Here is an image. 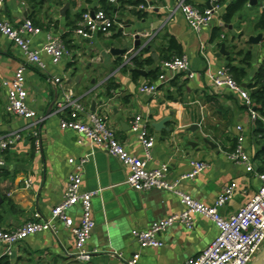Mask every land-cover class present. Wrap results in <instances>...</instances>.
<instances>
[{
    "label": "crops",
    "instance_id": "crops-1",
    "mask_svg": "<svg viewBox=\"0 0 264 264\" xmlns=\"http://www.w3.org/2000/svg\"><path fill=\"white\" fill-rule=\"evenodd\" d=\"M44 1L34 5L26 0H5L2 11V17L17 27L32 16L30 20L42 29L33 38L35 49L40 50L46 44L48 35L60 36L62 40L68 35L70 48L65 45L72 53L58 65L43 56L45 69H27L28 104L44 119L40 129L41 149L36 150L30 132H25L23 141L5 154L6 165L0 171V222L5 228H19L32 221L36 214L50 219L53 208L63 200L69 176L85 159L88 162L82 192L95 189L99 178L124 183L129 176V169L118 160L78 133L60 128L64 116L58 114L57 108L64 101V91L55 85L56 77L62 78L63 87L82 98L90 110L96 101L95 111L105 114L127 151L142 159L145 152L132 131V123L136 116L146 119L149 132L155 138L148 168L168 166V180L180 182V189L197 201L212 205L226 188L233 186V199L219 210L223 217L235 214L255 197L261 188L258 174L264 173V133L261 131L264 116L257 112L254 118L240 94L216 87L208 72L222 68L229 71L230 65L246 73L239 84L250 96L254 90L261 89L252 85L257 75L264 73V30L258 28L264 17V0H255L253 4L249 1L230 24L223 18L232 0H221L212 25L199 33L188 26L180 13L168 19L169 10L176 6L177 0H106L114 7L116 26L110 34H97L91 40L77 36L66 16L70 12L73 21L84 10L94 12L101 8L102 0H92V3L77 0L75 5L65 2L61 6L57 0ZM136 2H141L138 6L145 4L147 9L138 10ZM188 3L204 10L210 7L211 0H188ZM67 4L69 10L62 17L60 12ZM139 12L147 17L140 19ZM157 23L162 24L157 27ZM139 31H143L141 44H148L145 49L149 54L144 57H152L154 65L145 66L141 69L145 76L140 74L135 79L131 70L123 67L124 56H114L110 51L111 48L134 49L132 36ZM215 32H220V39H213ZM261 34L263 40L259 44L250 42L252 37ZM149 36L153 38L149 40ZM172 37L182 47L195 77L191 79L180 73L160 84L158 94L141 93L143 83L157 82L151 81L148 74L160 69L162 61L176 57L167 51ZM126 39L130 40L129 44L125 43ZM222 44L227 55L218 57ZM22 64V52L0 33V136L27 126V121L6 113L7 92L1 86L14 78ZM167 117L172 120L161 132L156 131L153 124ZM239 135L245 138L244 147L251 156L253 171L229 159ZM196 161L207 163V169L194 179L181 180L192 171L191 163ZM26 181H31L30 187ZM93 209L96 228L87 244L92 254L89 262L77 260L72 231L59 225L56 234L46 231L26 239L13 257L6 256V247L0 245V263L128 264L140 253V264H186L190 258L201 255L219 234L213 221L196 215L192 230L176 224L161 236L162 248L142 249L132 234L134 230H146L184 210L173 193L162 190L137 192L119 184L98 192ZM81 212L80 205L71 211L76 222Z\"/></svg>",
    "mask_w": 264,
    "mask_h": 264
},
{
    "label": "built area",
    "instance_id": "built-area-1",
    "mask_svg": "<svg viewBox=\"0 0 264 264\" xmlns=\"http://www.w3.org/2000/svg\"><path fill=\"white\" fill-rule=\"evenodd\" d=\"M4 2L5 0H0V33L10 40L24 57V64L17 69L14 78L4 81L1 85L7 92L5 111L13 117L27 121V126L0 136V171L6 165L5 154L23 141L25 132H30L36 150L41 149L40 129L44 119L39 117L28 104L29 93L25 77L28 67L45 69L43 56L50 58L54 65H58L64 58L72 56L62 37L55 35H48L46 44L40 50L35 49L32 45L33 38L40 35L42 29L30 19L25 20L18 27L5 20L2 17ZM220 6L221 0H211L209 8L200 10L189 4L188 0H177L176 6L169 10L168 19H173L177 13H180L188 26L199 33L212 25ZM137 9L145 11L147 6L141 4ZM115 26V19L105 11H87L82 15L74 33L83 39L91 40L97 34H110ZM136 36L133 35L132 38L135 40ZM152 38L149 36V40ZM147 45V43L141 44L137 49L128 51L124 55L123 67L133 69V60L141 55ZM180 73L186 74L191 79L195 77L190 70L186 56H176L162 61L157 82L143 83L140 86V92L156 95L160 84L173 80ZM208 77L216 87L229 88L239 93L252 116L257 118V112L253 110L254 102L249 92L235 81L227 69L209 71ZM54 83L62 87L64 91V101L59 103L57 108L58 114L64 116L61 117L60 122L62 130L78 133L94 147L100 148L107 155L126 166L129 169V176L125 184L132 190L137 192L152 190L171 192L183 206L184 210L181 213L158 221L146 230L133 231L132 234L142 249L162 248L164 246V242L161 240L163 233L176 224H181L192 230L194 217L201 215L213 221L219 234L201 255L190 258L186 264H251L254 261L264 246V173L258 174L261 188L255 197L235 214L223 217L219 210L233 199L235 194L233 186L226 188L212 205L197 201L180 189V182L171 183L168 180V166L158 169L148 168V163L152 159L155 138L149 132V122L146 119L136 116L132 123V131L137 134L145 152V158L142 159L127 151L118 140L115 130L108 124L105 114L99 111L93 112L87 108L82 98L75 97L73 91L63 87L62 78L56 77ZM244 141L245 138L239 135L236 147L229 155V159L235 164L246 167L248 171H253L252 159L244 147ZM87 162L88 159L82 161L69 176L63 200L53 208L50 219L45 220L40 214H36L32 221L16 229H7L0 222V245L6 247V256H15L19 246L29 237L46 231L56 234L59 225H63L70 229L75 237L77 260L83 262L91 260L92 254L87 250V244L96 228L93 199L97 193H87L81 190ZM191 166L192 171L183 176L181 180L194 179L208 167L207 163L200 161L192 162ZM26 185L30 187L31 181H26ZM77 205H80L82 209L78 222L71 215V211ZM140 257V253L134 255L128 264H140Z\"/></svg>",
    "mask_w": 264,
    "mask_h": 264
},
{
    "label": "trees",
    "instance_id": "trees-1",
    "mask_svg": "<svg viewBox=\"0 0 264 264\" xmlns=\"http://www.w3.org/2000/svg\"><path fill=\"white\" fill-rule=\"evenodd\" d=\"M26 1H28L29 3H32L34 5H36V4L41 5V4L45 3L44 0H26ZM57 1H59V5H60V1L62 2V5L65 4V2H69L71 4L70 0H57ZM85 1L88 3H92V0H85ZM123 1L128 2L126 0H123ZM249 1L250 0H232L230 5L228 6V9H227V12H226L224 18H223L225 23L230 24L233 21V19L235 18V16L244 10V8L247 6ZM129 2H131V1H129ZM140 3L141 2H136L135 5L138 6ZM97 10H103L108 15L113 17L112 14L114 12V7L111 6L110 4H108L106 0L101 1V8L97 9ZM85 12H86V10L82 11L81 13H78L75 17V20H73V21L71 19L70 12L67 14L66 20L69 21V26L73 28L72 30L76 29L78 22L82 19V15ZM138 16L140 19H143V18L147 17V14L139 12ZM30 19H32V16L30 17ZM258 28L261 30H264V17L259 22ZM67 36L68 35L63 36V41L70 48V46H69L70 43H69V41H67ZM218 38L220 39V32L219 33L215 32L213 39L216 40ZM167 51L169 53H174V56H182L183 55L182 47L177 42V40L173 37L169 39V47H168ZM144 54L145 55L149 54V50L145 49L139 57H137L133 60L134 68L130 69V70L133 73V76L135 77V79L140 77V74L138 71H140L141 69H144L145 66H153L154 65L153 58L150 56L144 57L145 56ZM169 59H171V58H168L166 60H169ZM228 61H231V59H228ZM121 62L122 61L118 62V64ZM228 68H229V73L233 76L235 81L237 83L241 84L243 78L246 77V73L244 71H242L241 69H238V68L230 66V65ZM159 74H160V69L156 68L148 74V78H150L151 81H156L159 77ZM256 87H260L261 89L257 93L252 94L251 99L254 100L256 103L255 111L260 112L262 114V116H264V73H262V72L257 75L255 85H252V88H256Z\"/></svg>",
    "mask_w": 264,
    "mask_h": 264
},
{
    "label": "water",
    "instance_id": "water-1",
    "mask_svg": "<svg viewBox=\"0 0 264 264\" xmlns=\"http://www.w3.org/2000/svg\"><path fill=\"white\" fill-rule=\"evenodd\" d=\"M251 4L255 3L256 1L255 0H250ZM69 10V5L67 4L60 12L61 16L62 17H65L66 14H67V11ZM157 27L162 24V23H157ZM155 30V28H154ZM143 31H139V34L135 37V41H134V48L137 49L140 45H141V33ZM263 40V35H259L257 37H252L250 39V42L253 43V44H259L261 41ZM125 43L129 44L130 43V40L129 39H126L125 40ZM111 54L114 55V56H124L127 52H128V48H124V49H115V48H111ZM227 55V52L225 51V45L222 44V48H221V51L220 53L218 54V57L220 56H226ZM139 74L145 76V72L143 71H138ZM260 89H257V90H254L253 91V94L257 93ZM97 106V103L96 101H93L92 103V111L94 112L95 111V107ZM172 118L171 117H167L165 119H163L162 121L158 122V123H154L153 124V128L158 131V132H161L163 128H165V125L167 124V122L171 121ZM261 131L264 133V129H261ZM127 180V179H126ZM126 181H124V183H115L114 181H109L107 178L105 179H101L99 178L98 180V186L91 190L89 193H97L98 192H102V191H105L111 187H115V186H118L119 184H124V187L127 188V189H131L128 185L125 184ZM117 195V194H116ZM251 264H264V246L262 247L261 251L259 252V254L257 255V257L254 259V261L251 263Z\"/></svg>",
    "mask_w": 264,
    "mask_h": 264
},
{
    "label": "rangeland",
    "instance_id": "rangeland-1",
    "mask_svg": "<svg viewBox=\"0 0 264 264\" xmlns=\"http://www.w3.org/2000/svg\"><path fill=\"white\" fill-rule=\"evenodd\" d=\"M70 2H71V5H75V4H77V0H70ZM61 5H62V2L60 1V6H61ZM73 7H74V6H73ZM234 49L237 50L238 47L235 46Z\"/></svg>",
    "mask_w": 264,
    "mask_h": 264
}]
</instances>
